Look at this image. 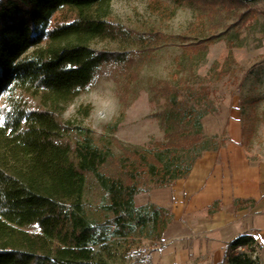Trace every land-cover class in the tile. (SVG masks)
<instances>
[{
	"label": "trees",
	"instance_id": "1",
	"mask_svg": "<svg viewBox=\"0 0 264 264\" xmlns=\"http://www.w3.org/2000/svg\"><path fill=\"white\" fill-rule=\"evenodd\" d=\"M111 1L0 0V264H110L129 255L135 264H150L171 214L150 202L136 205L135 198L185 180L202 152L218 149L215 141L210 148L201 144L209 89L195 88L178 71L175 82L150 88L165 100L166 133L149 148L119 146L117 154L89 129L70 134L60 121L102 68L134 62L125 51L91 48L94 40L123 43L138 36L149 45L170 42L160 31L141 35L112 22ZM171 1L209 15L250 0ZM211 42L205 37L185 44L184 54L192 58ZM244 136L242 129L245 146ZM91 180L102 192L97 218L85 201ZM225 246L222 264H259L250 257L258 247L250 233Z\"/></svg>",
	"mask_w": 264,
	"mask_h": 264
},
{
	"label": "rangeland",
	"instance_id": "2",
	"mask_svg": "<svg viewBox=\"0 0 264 264\" xmlns=\"http://www.w3.org/2000/svg\"><path fill=\"white\" fill-rule=\"evenodd\" d=\"M110 4L112 22L141 35L157 30L171 39L151 45L138 36L123 43L94 40L91 48L125 51L134 62L121 69L102 68L98 78L68 105L59 118L70 126L69 133L87 128L99 142H111L117 154L119 146L149 148L164 140L161 113L166 103L150 88L159 81L175 82L172 75L178 71L195 88L209 89L206 102L210 110L202 118V122L208 121V130L213 129L215 114L236 112L245 130V149L264 160V0H250L246 6L209 15L196 5L176 7L171 0H112ZM205 37L212 38L207 51L192 58L184 54L185 44L195 45ZM222 139L205 138L201 144L210 148L213 141L219 144ZM150 189L135 198L136 205L144 202ZM85 192L91 215L97 218L94 211L102 192L92 180ZM141 242L144 256L148 254L147 240ZM250 257L264 264V245H258ZM133 262L129 255L110 264Z\"/></svg>",
	"mask_w": 264,
	"mask_h": 264
},
{
	"label": "crops",
	"instance_id": "3",
	"mask_svg": "<svg viewBox=\"0 0 264 264\" xmlns=\"http://www.w3.org/2000/svg\"><path fill=\"white\" fill-rule=\"evenodd\" d=\"M229 116L215 114L211 131L203 120L204 138L225 139L201 153L185 180L146 192L142 204L168 209L172 219L150 264H222L226 243L245 232L264 245V160L242 144L238 114Z\"/></svg>",
	"mask_w": 264,
	"mask_h": 264
}]
</instances>
